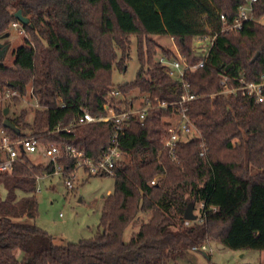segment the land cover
I'll return each instance as SVG.
<instances>
[{
	"label": "trees",
	"instance_id": "1",
	"mask_svg": "<svg viewBox=\"0 0 264 264\" xmlns=\"http://www.w3.org/2000/svg\"><path fill=\"white\" fill-rule=\"evenodd\" d=\"M242 2L0 0L1 42L11 36L12 24L20 23L14 17L18 10L30 23L21 24L29 38L14 50L13 66L5 64V56L0 58V97L16 91L39 105L28 123L26 109L11 118L4 115L10 105L0 104V129L13 140L37 136L43 146L71 145L99 161L110 145L112 122L74 125L83 111L104 114L114 88L113 67L124 71L132 37L138 41L140 67L134 81L117 87L124 93L149 94L151 102L181 100V83L155 60L159 46L154 36H170L189 64L206 62L185 74L189 92L198 97L185 105L200 138L179 143L175 161L163 146L171 112L156 109L143 123L133 120L120 141L127 161L115 169L114 192L105 200L93 238L55 243L37 225L38 177L53 174L52 162L34 164L22 155L11 173H0V190L5 191V196L0 192V264H181L207 240L236 250H263L260 229L254 230L249 245L234 236L239 233L237 220L248 219L258 192L264 190V105L241 92L221 94L224 76L230 88L238 87L240 78L264 83V0L254 4L255 20L238 32L222 33L221 16L230 25ZM203 37L213 38L206 58L197 55L194 46ZM162 52L168 59L178 58ZM6 120L17 130L5 127ZM58 163L67 175L74 171V160ZM226 182L237 186L234 199L218 194ZM201 204L199 221L186 225V210ZM147 214L150 218L125 241L126 230ZM16 251L23 252L22 261Z\"/></svg>",
	"mask_w": 264,
	"mask_h": 264
},
{
	"label": "rangeland",
	"instance_id": "2",
	"mask_svg": "<svg viewBox=\"0 0 264 264\" xmlns=\"http://www.w3.org/2000/svg\"><path fill=\"white\" fill-rule=\"evenodd\" d=\"M27 37L29 38V35L21 33L20 29H12L11 36L6 41L9 44V50L4 58L7 66H13V52L24 43ZM152 38L159 46L155 56L156 61L163 57L162 49L179 55L178 47L170 36H154ZM194 46L197 47L198 45L194 43ZM139 67L138 41L137 38L132 37L129 58L124 71H121L117 66L113 67V87L116 88L119 85L134 81ZM127 94L133 96L138 102H141L144 96V93L139 91L128 92ZM29 97L30 95L21 98L18 103L7 100L0 102V104L3 106L10 105L8 116L11 118L18 117L20 112L26 109L28 111L26 122L32 123L36 111V102ZM43 147L41 144V152ZM28 158L34 164L48 163L47 158L39 153L30 154ZM125 159L127 161V158ZM75 175L74 189L70 191L61 175H46L38 181L39 215L36 223L53 236L55 243H76L82 239L93 238L99 229L105 200L114 192L115 177L113 175H89L83 168H79ZM223 187L227 190L226 192L222 189ZM223 187L218 188V194L227 196L228 199H234L237 186H234V183L226 182ZM0 192L2 196H5V191L0 190ZM200 209L201 205L193 209V214L197 220L200 216ZM149 218L150 214L141 215L137 225L130 226L126 230L125 241H129L133 233L138 231L140 224ZM235 227L239 233L235 234L234 238L242 244L249 245L254 242L252 235L256 229H260V233L262 236L264 235V190L258 192L257 200L248 219L241 222L237 220ZM257 244L255 242L253 245ZM204 245L206 250L189 252L181 264H264V248L262 251L254 249L236 250L217 240H207ZM22 259L23 255L20 261Z\"/></svg>",
	"mask_w": 264,
	"mask_h": 264
},
{
	"label": "built area",
	"instance_id": "3",
	"mask_svg": "<svg viewBox=\"0 0 264 264\" xmlns=\"http://www.w3.org/2000/svg\"><path fill=\"white\" fill-rule=\"evenodd\" d=\"M258 0H243L238 7V15L230 25L226 24V17L221 16L225 24L222 33L240 31L246 22L255 20L253 15L254 4ZM13 29H20L21 33H25L21 23H13ZM197 55L206 58L210 52L213 38H198L195 42ZM159 62L165 67L166 74L173 80L181 83L183 95L178 102H161L157 98L154 102L149 100L150 95L144 94L143 100L138 102L133 96L122 92L117 87L112 88L107 100L103 105L104 114L93 116L87 111L78 119L75 126H82L95 123L112 122L113 131L110 136V145L106 150L103 158L95 161L88 157L84 151H81L71 145H49L44 146L41 152V143L37 136H30L21 140H13L4 129H0V173H11L15 163H17L22 155L42 154L47 158L48 163L55 165V170L51 175H61L65 179L67 189L73 190V184L76 180V171L83 168L89 175H114L115 169L118 168L122 161H125V154L120 148V141L125 137L127 130L130 128L132 121L137 120L143 123L148 113L152 110L162 109L171 112L170 117L166 119L169 124L166 129V135L163 139L164 149L168 151L173 160L177 161L175 154L179 143L187 142L191 139L200 138L194 121L187 114L186 103L198 99L189 92V84L185 81V74L188 70L195 71L205 66V60L199 61L197 64H189L178 55V58L168 59L162 57ZM227 77H223V90L221 94L231 96L237 92H241L243 97L255 98L256 103L264 105V83H248L244 78L237 80L238 87L230 88L227 84ZM14 97L22 98L16 91L8 90L4 96L0 97V102L13 100ZM31 98V96L29 97ZM36 102V101H35ZM39 105L36 102L35 109ZM204 155V152L201 153ZM67 158L75 161L74 171L66 174L65 167L58 163V160ZM50 175V176H51ZM41 177H38L40 180ZM156 180L151 182L154 185ZM201 204V209L203 208ZM199 221V218H198ZM191 221L187 220L186 225H190ZM201 250H206L203 245ZM194 250H197L194 248Z\"/></svg>",
	"mask_w": 264,
	"mask_h": 264
},
{
	"label": "water",
	"instance_id": "4",
	"mask_svg": "<svg viewBox=\"0 0 264 264\" xmlns=\"http://www.w3.org/2000/svg\"><path fill=\"white\" fill-rule=\"evenodd\" d=\"M14 17L22 24V25H30L29 23V18L25 17L22 13V10H18ZM9 37V33H7L6 35H4L2 37L3 38H8ZM9 50V44H7L6 42H1L0 41V58H3L5 56V54L7 53V51ZM259 54H256V56L254 57V60L258 57ZM9 114V108H5L4 109V115L7 116ZM4 126L7 128H11L14 130H17V127L10 122L9 120H6L4 122ZM185 219L186 220H190V221H195L197 220V217L193 214V207L190 206L185 213Z\"/></svg>",
	"mask_w": 264,
	"mask_h": 264
},
{
	"label": "crops",
	"instance_id": "5",
	"mask_svg": "<svg viewBox=\"0 0 264 264\" xmlns=\"http://www.w3.org/2000/svg\"><path fill=\"white\" fill-rule=\"evenodd\" d=\"M9 112H10V110H9ZM15 255L17 256V258L20 259L21 256H22L23 254H22V252H20V251H16V252H15Z\"/></svg>",
	"mask_w": 264,
	"mask_h": 264
}]
</instances>
